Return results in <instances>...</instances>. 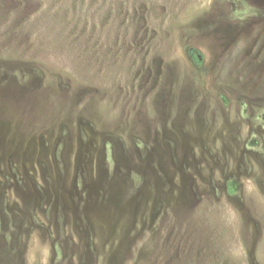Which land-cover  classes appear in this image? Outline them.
<instances>
[{"label": "rangeland", "instance_id": "374dc122", "mask_svg": "<svg viewBox=\"0 0 264 264\" xmlns=\"http://www.w3.org/2000/svg\"><path fill=\"white\" fill-rule=\"evenodd\" d=\"M0 264H264V0H0Z\"/></svg>", "mask_w": 264, "mask_h": 264}]
</instances>
